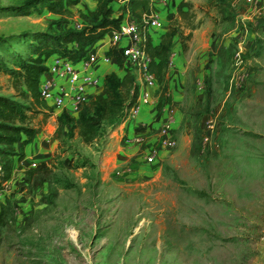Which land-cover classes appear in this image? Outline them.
<instances>
[{
    "label": "rangeland",
    "instance_id": "1",
    "mask_svg": "<svg viewBox=\"0 0 264 264\" xmlns=\"http://www.w3.org/2000/svg\"><path fill=\"white\" fill-rule=\"evenodd\" d=\"M50 5L0 0V96L27 107L36 132L24 148L21 141L14 145L5 182L0 157V264H264V11L248 21L254 39L241 48L252 77L241 87L232 84L226 96L230 51L223 48L208 101L193 111L186 140L162 147L165 153L148 162L143 148L123 154L127 138L116 134L131 120V108L100 123L85 143L80 116L69 122L50 106L35 107L23 87L15 90V75L36 57L39 36L97 22L66 0L62 10L50 12ZM203 6L226 39L236 20L230 3ZM237 8L247 12L243 0ZM189 16L180 20L182 48L195 28L190 10ZM212 114L214 134L203 146Z\"/></svg>",
    "mask_w": 264,
    "mask_h": 264
},
{
    "label": "crops",
    "instance_id": "2",
    "mask_svg": "<svg viewBox=\"0 0 264 264\" xmlns=\"http://www.w3.org/2000/svg\"><path fill=\"white\" fill-rule=\"evenodd\" d=\"M209 0H186L193 7L190 12L193 13L192 20H195V28L192 30L190 41L187 42V48L184 50L181 45L180 34H177L173 39L171 48V66L165 73V88L166 93L161 99L160 85L155 82L153 87H147L141 81L139 74L131 67V65L122 59L123 69H120L117 62L111 59L109 64L99 63L96 67V75L99 79V85L87 90L90 100L96 96H101L103 92V80L109 74H116L120 77L124 74V69H129L133 72L135 83L139 87V96L148 95V103L140 107L139 114L122 124L117 128L116 134H125L127 139L142 138V144L129 143L126 144L123 154L136 155L143 148V152L148 154L152 148H157V155L161 152L165 153L164 149L158 142V131L168 117H172V138L175 142L182 144L189 133V126L192 121L193 111L199 110L209 97L210 85L213 83L219 65L221 64V50L230 51V57L226 61L227 74L226 80L228 87L225 93L229 96L231 93L232 82L236 86L242 79L244 82L252 77V70L248 68V60L246 52L242 54V64L239 69L234 67V55L238 48H250L252 46L253 35L250 32L249 22L256 15H260L264 11V0H257V3L252 5L243 0V4L247 12H243L240 8L234 9V4L237 0H226L230 3L227 10H233L236 15V20L228 30L226 39L219 37L217 27L206 17L207 9L203 6ZM126 0H119L111 5L113 11L122 9ZM181 0H153L151 2L149 13L154 15L161 26L159 28L147 27L141 32L154 45L160 42L162 34L167 31L168 26H173L182 29V20L177 16V7ZM96 0H81L76 8L81 14L86 15L93 12L95 9ZM115 7H117L115 9ZM120 12L113 14L116 17ZM264 13V12H263ZM128 11L123 10V22L129 21ZM240 18V22L239 21ZM256 18V17H255ZM131 20V19H130ZM245 21V22H244ZM191 30V28H190ZM181 32V31H180ZM103 47H108V36L103 40L95 42L90 51H104ZM103 48V50H102ZM159 104L161 106L159 107ZM214 118V114L208 116ZM26 150V149H25ZM120 153V149H118ZM122 151V150H121ZM1 161V159H0ZM34 164H36L34 162Z\"/></svg>",
    "mask_w": 264,
    "mask_h": 264
},
{
    "label": "trees",
    "instance_id": "3",
    "mask_svg": "<svg viewBox=\"0 0 264 264\" xmlns=\"http://www.w3.org/2000/svg\"><path fill=\"white\" fill-rule=\"evenodd\" d=\"M51 5L48 10L54 12L56 8L62 10V1L48 0ZM69 5H77L81 0H66ZM97 7L95 11L89 12L88 16L97 21L92 26H84L80 29L68 30L56 36H39L41 45L34 49L35 58L22 63L21 71L17 73L15 90L18 86L24 88L22 95L28 94L32 103L37 108L45 109L46 103L40 98L39 93V76L46 70V61L52 56H61L66 60L77 63L84 59L90 52V47L105 37L110 36L113 31L119 29L123 22V10L128 11L129 17L140 28L141 18L144 13H148L153 0H126L120 13L113 17L111 5L119 0H96ZM191 5L186 0H181L177 7V16L182 20L190 18L189 10ZM186 10V11H185ZM84 18V15H82ZM194 27L191 28L193 30ZM180 34L178 28L170 26L162 34L160 42L154 45L146 40L144 51L150 60L149 70L160 85L161 99L164 97L165 90V73L170 61L171 48L174 37ZM191 33L184 39L189 40ZM186 49V46H183ZM107 57L114 59L120 69H123L122 58L114 49L107 52ZM103 92L101 96H96L86 105L85 114L80 115L81 127L79 136L82 141L89 143L92 141L97 127L102 122H115L117 118L125 116L132 108L139 96V87L134 82L131 70L124 69L122 77L112 73L107 75L103 80ZM93 110V116L91 112ZM29 109L13 100L0 96V157L1 179L3 182L10 178L12 171L11 158L16 156L14 145L21 141L22 148L30 143L31 138L36 133L33 128L28 126ZM69 122L73 119L67 114H62ZM89 115V117H87ZM93 117L97 118L94 121ZM61 123H65L59 119ZM25 139L22 140V137ZM28 175H32L31 172Z\"/></svg>",
    "mask_w": 264,
    "mask_h": 264
},
{
    "label": "built area",
    "instance_id": "4",
    "mask_svg": "<svg viewBox=\"0 0 264 264\" xmlns=\"http://www.w3.org/2000/svg\"><path fill=\"white\" fill-rule=\"evenodd\" d=\"M248 4H256L257 0H246ZM143 28H140L134 21L122 22L118 30L108 36V47L104 51H90L87 56L77 63H72L61 56H52L46 61V70L39 76L40 98L47 106L52 107L59 113H65L70 117L85 114L86 105L90 102L87 90L99 85L96 75V67L101 62L109 64L111 59L107 57L110 49L116 50L123 60H126L131 67L139 74L141 81L147 87L155 85V78L150 73V60L144 51L146 36L141 32L147 27L159 28L158 19L151 13H144L141 18ZM102 48V50H103ZM242 50L238 48L234 55V67L239 69L242 64ZM171 66V57L168 68ZM243 80L236 86L241 87ZM233 84V82H232ZM148 103V95L138 96L135 105L129 111V118H135L143 104ZM173 119L168 117L158 131V142L161 147L174 148L175 140L172 138ZM205 134L202 136L203 146L211 143L215 130V121L208 118L205 121ZM126 143L142 144V138H130ZM157 155L155 148L149 150L146 160L152 162ZM35 167V164H31ZM3 191L0 190V199ZM264 246V240H262Z\"/></svg>",
    "mask_w": 264,
    "mask_h": 264
}]
</instances>
